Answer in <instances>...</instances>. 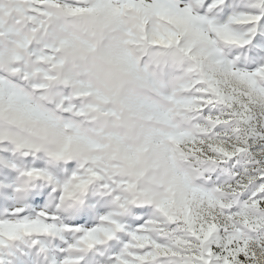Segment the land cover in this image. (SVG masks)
<instances>
[{
    "label": "clouds",
    "instance_id": "obj_1",
    "mask_svg": "<svg viewBox=\"0 0 264 264\" xmlns=\"http://www.w3.org/2000/svg\"><path fill=\"white\" fill-rule=\"evenodd\" d=\"M39 7L48 14L38 17L39 31L9 20L0 34V166L15 172L8 186L16 213L37 188L51 187L39 218L5 223L52 232L20 230L15 240L75 236L61 217L89 196L107 209L104 228L136 208L156 219L182 215L191 194L181 144L191 120L178 102L194 79L224 75L216 53L226 45L195 10L174 11L169 0H40ZM88 251L81 245L68 256L79 262Z\"/></svg>",
    "mask_w": 264,
    "mask_h": 264
},
{
    "label": "snow or ice",
    "instance_id": "obj_2",
    "mask_svg": "<svg viewBox=\"0 0 264 264\" xmlns=\"http://www.w3.org/2000/svg\"><path fill=\"white\" fill-rule=\"evenodd\" d=\"M39 3L0 0V34L9 20L34 25V33L43 28L45 21L38 17L48 14L41 11ZM169 3L174 11L185 13L201 6L200 0L184 7L176 0ZM222 3L216 0L211 7ZM199 19L226 46L250 43L229 25L216 27ZM256 19L238 15L230 23L242 25ZM216 56L224 75L194 79L188 86V98L178 102L191 120L181 144V155L189 166L186 187L191 194L184 213L149 217L128 234L127 243L111 264H259L258 255L264 253V67L241 72L225 66L219 50ZM20 230L52 232L38 223L0 222V248L6 245L4 238L13 241ZM121 231L120 223L109 228L97 226L86 231L69 251H78L81 245L92 250ZM64 264L79 262L69 258Z\"/></svg>",
    "mask_w": 264,
    "mask_h": 264
},
{
    "label": "rangeland",
    "instance_id": "obj_3",
    "mask_svg": "<svg viewBox=\"0 0 264 264\" xmlns=\"http://www.w3.org/2000/svg\"><path fill=\"white\" fill-rule=\"evenodd\" d=\"M197 2L198 0H176L180 7ZM200 2L201 6L195 9L199 17L216 27L229 25L234 33L250 40V43L243 47L225 46L220 51L221 62L233 70L248 73L264 67V0H223L217 7H211L216 4V0ZM238 15H250L257 19L248 24H231L230 22ZM27 163L31 164V161ZM32 166L39 168L42 164L36 162ZM71 167L72 165H69V168ZM14 176L15 172L10 167L0 166V183L4 185L0 189V222L30 221L39 218L48 204L51 187L37 188L22 205L23 211L17 214L16 208L20 205L12 198V189L8 186ZM106 211L102 202L97 203L96 199L89 196L81 210L70 217H61V222L68 229L79 230L75 231V236L68 232L47 236L36 235L11 241L0 248V264H64L65 260L70 258L68 256L70 246L86 231L100 226V218ZM149 216L150 209L136 208L133 215L119 222L123 225V231L117 233L107 244L89 250L79 264H111L112 258L118 255L127 243L128 234L141 227Z\"/></svg>",
    "mask_w": 264,
    "mask_h": 264
}]
</instances>
